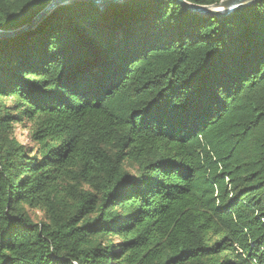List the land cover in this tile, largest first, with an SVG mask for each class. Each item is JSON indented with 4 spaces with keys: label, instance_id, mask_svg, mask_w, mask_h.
<instances>
[{
    "label": "trees",
    "instance_id": "trees-1",
    "mask_svg": "<svg viewBox=\"0 0 264 264\" xmlns=\"http://www.w3.org/2000/svg\"><path fill=\"white\" fill-rule=\"evenodd\" d=\"M50 1L0 0V264H264V0Z\"/></svg>",
    "mask_w": 264,
    "mask_h": 264
},
{
    "label": "water",
    "instance_id": "water-1",
    "mask_svg": "<svg viewBox=\"0 0 264 264\" xmlns=\"http://www.w3.org/2000/svg\"><path fill=\"white\" fill-rule=\"evenodd\" d=\"M76 0H51L50 3L45 7V9L38 15L37 19L47 14L53 8L70 3ZM93 1L95 5L106 6L110 3H119L125 0H89ZM183 3L189 10L198 14H223L225 12H230L242 5H246L254 0H222L220 2L214 3L212 5H196L193 3L186 2L185 0H178ZM222 10L224 12H222ZM33 23L25 24L24 26L16 30H0V39L6 38L10 35H13L17 32H22L27 30Z\"/></svg>",
    "mask_w": 264,
    "mask_h": 264
},
{
    "label": "rangeland",
    "instance_id": "rangeland-1",
    "mask_svg": "<svg viewBox=\"0 0 264 264\" xmlns=\"http://www.w3.org/2000/svg\"><path fill=\"white\" fill-rule=\"evenodd\" d=\"M70 3H72V2H70ZM66 4H69V2ZM222 12H224V11L222 10ZM16 134H17V138L21 142H23V143L27 142V130L26 129H23L21 126H18ZM35 216H36L35 218L37 219L38 217L41 216V214L39 212H36ZM114 240H117V238H114Z\"/></svg>",
    "mask_w": 264,
    "mask_h": 264
}]
</instances>
